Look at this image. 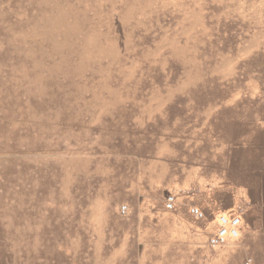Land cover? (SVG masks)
I'll list each match as a JSON object with an SVG mask.
<instances>
[{
	"label": "rangeland",
	"instance_id": "rangeland-1",
	"mask_svg": "<svg viewBox=\"0 0 264 264\" xmlns=\"http://www.w3.org/2000/svg\"><path fill=\"white\" fill-rule=\"evenodd\" d=\"M262 154L264 0H0V264H136L169 193L264 264Z\"/></svg>",
	"mask_w": 264,
	"mask_h": 264
},
{
	"label": "crops",
	"instance_id": "crops-1",
	"mask_svg": "<svg viewBox=\"0 0 264 264\" xmlns=\"http://www.w3.org/2000/svg\"><path fill=\"white\" fill-rule=\"evenodd\" d=\"M264 158V154H262ZM264 162V161H263ZM178 205L173 211H166L163 207H156L147 211L145 208L140 212L142 215L150 214V217L142 216L139 222L141 238L138 243L141 245V253L136 260V264H229L230 258L223 256L222 253H216L215 249L208 244L209 237L216 231L218 224L217 219L207 224L206 220H195L189 212L183 207V199H178ZM191 205L199 206L203 211L208 207V202L201 197L191 194L188 197ZM214 208H220L214 202L211 203ZM189 206V207H190ZM249 213L258 212L264 209V204L258 201L247 206ZM129 210V209H128ZM168 210V209H167ZM174 224L175 237L172 244L178 246L175 251L167 253L162 249L151 248L155 241L158 246H162L159 239H163L160 233V226L165 222ZM242 230V228H241ZM168 237H170L168 235ZM230 238L227 243H232ZM226 243V244H227ZM234 264H242L239 259H235Z\"/></svg>",
	"mask_w": 264,
	"mask_h": 264
},
{
	"label": "built area",
	"instance_id": "built-area-1",
	"mask_svg": "<svg viewBox=\"0 0 264 264\" xmlns=\"http://www.w3.org/2000/svg\"><path fill=\"white\" fill-rule=\"evenodd\" d=\"M177 203V195L175 193H169L165 199V207L168 210L174 209ZM128 211L127 205H122L120 212L125 215ZM189 212L196 218L202 219L205 217V212L196 205L189 207ZM242 224V215L236 214H220L218 216V227L216 231L209 237L208 244L211 248H219L225 245L230 238L236 239L240 236ZM251 259L246 261V264H250Z\"/></svg>",
	"mask_w": 264,
	"mask_h": 264
},
{
	"label": "bare ground",
	"instance_id": "bare-ground-1",
	"mask_svg": "<svg viewBox=\"0 0 264 264\" xmlns=\"http://www.w3.org/2000/svg\"><path fill=\"white\" fill-rule=\"evenodd\" d=\"M54 13V12H53ZM52 15V14H51ZM45 21V20H44ZM49 25V24H48ZM57 25V24H56ZM61 25V24H60ZM56 28V27H55ZM50 30V29H49ZM73 31V30H72ZM64 33V32H62ZM97 35V34H96ZM46 37V36H45ZM51 40V39H50ZM54 40V39H53ZM110 47V46H109ZM128 47V46H127ZM122 48V47H121ZM105 49V48H104ZM113 49V48H112ZM93 53V52H92ZM108 56V55H107ZM64 57V56H63ZM83 60V59H82Z\"/></svg>",
	"mask_w": 264,
	"mask_h": 264
}]
</instances>
